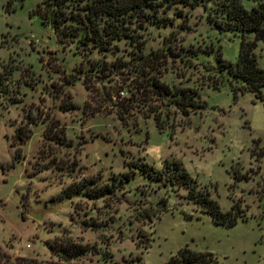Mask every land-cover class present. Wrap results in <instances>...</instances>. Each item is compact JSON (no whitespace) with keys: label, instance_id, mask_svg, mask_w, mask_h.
Returning <instances> with one entry per match:
<instances>
[{"label":"rangeland","instance_id":"rangeland-1","mask_svg":"<svg viewBox=\"0 0 264 264\" xmlns=\"http://www.w3.org/2000/svg\"><path fill=\"white\" fill-rule=\"evenodd\" d=\"M92 1H64L61 34L34 14L39 0H0V264H161L182 246L214 264H264V105L248 92L233 100L238 83L217 73L216 54L234 63L239 42L216 28L218 0L128 11L104 49L74 32ZM254 53L264 70V39ZM141 79L194 89L203 106L181 114L140 90ZM170 160L219 210L238 201L244 219L215 224L183 188L127 166L160 170ZM71 183L87 194L65 195ZM53 238L86 251L62 260L47 247Z\"/></svg>","mask_w":264,"mask_h":264},{"label":"trees","instance_id":"trees-1","mask_svg":"<svg viewBox=\"0 0 264 264\" xmlns=\"http://www.w3.org/2000/svg\"><path fill=\"white\" fill-rule=\"evenodd\" d=\"M65 0H39L35 4L34 14L38 16L43 24L49 25L55 32L64 34L60 28L69 27L63 25L67 17L63 14L62 6ZM154 0H94L85 7L84 15L76 20L74 32L79 31L80 37L85 41L93 43L95 46L104 49L108 40L119 36L116 23L120 17L128 11L137 10L140 7L148 6ZM167 5L179 4L181 7L191 9L202 5L209 0H160ZM252 2L248 8L243 7L241 0H218V9L220 20L215 23L219 31L229 30L237 32L239 37L238 50L234 63L225 62L220 58L219 53L215 56L216 69L218 74L224 73L227 80L237 82L233 87L229 85L231 97L234 100L237 94L248 92L252 97L264 105V92L261 88L264 86V70L257 66L254 49L258 41L264 39V0H249ZM102 17L106 19L102 20ZM250 34V37L247 35ZM153 58V55H152ZM153 60V59H152ZM138 84L140 90H146L150 96L157 100L166 99L170 105L177 109L181 114H186L188 109L203 106L197 103V92L190 88H177L171 90L165 83L158 79H141ZM218 83L213 82L212 88H216ZM154 125L159 127V119L152 116ZM23 135L17 129L14 138L22 140ZM252 146L258 145V139L251 141ZM262 155L261 147L258 146V152L255 155L256 161ZM130 168L137 167L142 176L146 179L159 183L163 186H169L173 189L183 188L184 197L194 203L200 212L207 214L215 224L231 226L236 219H244L242 210L238 201H231L230 207L226 211L219 210L216 202L210 199L205 191L198 188L195 181L181 168L179 162L175 160L164 161L160 170H153L142 162L139 166L131 165ZM132 169L129 173L121 174L122 180H128L132 175ZM233 178L239 180L233 173ZM245 178V177H243ZM263 183V182H262ZM85 193L83 183H71L64 189L65 195L73 193ZM105 192H108V190ZM264 192V188L263 191ZM97 196V194H96ZM47 247L56 256L62 260L78 257L86 251V247L71 241L68 238H53L47 243ZM0 258L6 259L3 253ZM215 260L209 252H196L182 246L175 254L169 256L161 264H214ZM12 264H61L58 262L45 261L39 262L31 258L14 257Z\"/></svg>","mask_w":264,"mask_h":264}]
</instances>
